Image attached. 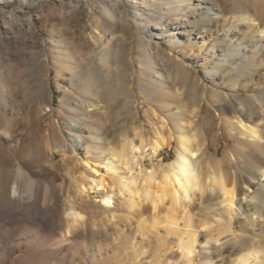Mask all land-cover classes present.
Returning a JSON list of instances; mask_svg holds the SVG:
<instances>
[{"label": "rangeland", "instance_id": "1", "mask_svg": "<svg viewBox=\"0 0 264 264\" xmlns=\"http://www.w3.org/2000/svg\"><path fill=\"white\" fill-rule=\"evenodd\" d=\"M116 1L123 10L135 8L134 0H0V207L10 202L9 190L17 180L22 186L27 178L35 180L39 194L36 203L23 206L12 218L0 217V249L15 248L27 226L34 230L43 227L41 234L49 239L32 253L26 246L17 248L5 264H93L86 252L94 245L102 247V257L108 264H199L206 252L197 243L190 261L181 259L175 244L178 236L165 238V213H157L150 221L153 213H148L146 204L129 213L115 186L120 178L117 173L122 170L116 174L102 172L106 192L115 187L114 207L102 206L103 190L89 192L90 201L81 203L77 182L88 173L82 164L85 159L94 168L103 169L99 153L112 146L119 148L123 137L132 136L135 128L164 135L173 132L176 123L167 119V103L180 105L183 115L177 118L186 120L191 95L199 90L197 84H207L201 59L185 47L165 48L163 52L178 61L186 60L192 73L179 72V79L178 71L167 62L162 71L164 94L151 86L148 80L156 68L150 70L151 61L140 47V38L149 35L133 26V36L126 40L104 11L106 5ZM214 1L231 15L233 0ZM105 31L114 33L116 41L99 50L98 40L104 41ZM218 85L219 91L227 92L228 82ZM83 96L86 104L80 103ZM131 97L132 113L128 111ZM78 123L74 136L71 127ZM200 124L207 135L209 156L217 161L225 159V137L230 130L217 104L206 102ZM176 156L174 142L159 154L155 164L165 166ZM100 173L95 175L100 178ZM46 199L52 203L50 222L49 210L44 207ZM195 200L198 204L199 196ZM72 206L89 221L59 250L56 243L66 232ZM187 208L168 215L175 222L171 226L182 233L188 220L193 221L198 214L196 206ZM29 214L33 215L27 222ZM127 219H132L130 225L125 224ZM97 221L105 223L104 230L95 231ZM141 224L147 227L134 235L132 231Z\"/></svg>", "mask_w": 264, "mask_h": 264}, {"label": "bare ground", "instance_id": "2", "mask_svg": "<svg viewBox=\"0 0 264 264\" xmlns=\"http://www.w3.org/2000/svg\"><path fill=\"white\" fill-rule=\"evenodd\" d=\"M233 1L235 7L231 15L214 0H134L135 8L128 11L123 10L118 1L105 6L107 17L116 23L126 40L132 38L133 26L149 35L140 38V47L151 61L150 70L156 68L148 82L161 95L166 89L162 74L165 63H172L179 79V72L189 70L186 60L178 61L166 55L165 48L183 50L186 47L200 58L207 73V84H197L198 92H191V107L188 106L191 111L186 120L177 118L183 115L180 105L167 103V119L176 123L173 132L164 135L135 128L132 136L123 137L119 148L112 146L99 153L103 169L94 168L85 159L82 164L88 173L77 182L81 203L90 201L89 192L103 190L102 206L111 209L115 205L112 191L115 187L106 192L108 186L102 172L116 174L122 170L123 173H117L120 178L115 186L118 196L125 199L127 211L131 213L146 204L148 213H153L150 221L155 220L157 213H165L163 219L168 223L165 238L170 234L178 236L175 243L180 249L178 257L189 262L197 243L204 246L206 252L199 264H264V0ZM104 34V41L98 40L99 50L116 41L114 33L105 31ZM162 53L163 58L159 57ZM219 82H228L227 92L219 91ZM149 93L152 95L150 90ZM80 100L81 104H86L84 96ZM207 101L218 105L225 126L230 130L226 132L223 160L209 156L207 135L200 124ZM128 104V111L132 113L133 98ZM161 122L166 125L165 118ZM79 124L71 127L72 132ZM174 142L177 144L175 160L165 166L156 165L159 154L170 149ZM99 173L100 178L95 175ZM34 181L27 178L24 186L19 180L14 182L9 190L10 202L0 207V217L12 218L15 211L38 201ZM188 206H196L198 214L195 222L188 220L182 233L171 226L175 222L168 215ZM44 207L50 213L52 203L46 199ZM32 215L26 216V221ZM49 217L48 222L52 213ZM129 219L125 224L130 225L132 219ZM88 221L77 207H69L66 232L56 243L58 249H63ZM110 224L114 226L112 220ZM142 224L132 231L134 235L147 227ZM104 227L102 221L95 223V231ZM43 229L27 226L16 240L15 248L0 249V264H5L17 248L26 246L32 253L45 246L49 239L41 234ZM160 240H163L161 236ZM86 256L93 264H108L102 257L100 245H94ZM72 264L77 263L72 261Z\"/></svg>", "mask_w": 264, "mask_h": 264}]
</instances>
